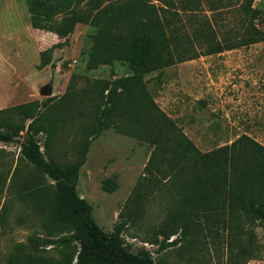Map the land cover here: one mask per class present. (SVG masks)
<instances>
[{"label": "rangeland", "instance_id": "374dc122", "mask_svg": "<svg viewBox=\"0 0 264 264\" xmlns=\"http://www.w3.org/2000/svg\"><path fill=\"white\" fill-rule=\"evenodd\" d=\"M61 1L0 0V121L19 123L21 115L13 109L32 103L56 127L51 135L35 136L43 153L56 162H73L88 146L77 193L92 206L98 226L111 233L145 177L154 146L133 135L144 131L129 118L116 115L107 120L103 115L110 92L103 95L106 85L111 87L131 70L121 62L88 69L97 29L76 23L71 32L56 33L63 16L51 12ZM101 1L104 7L114 0ZM147 1L172 19L176 39L191 43L192 54L197 55L162 73L145 75V87L158 107L202 152L242 135L264 145V41L205 54L210 41L241 44L251 22L264 34V0H254L252 9L258 12L254 20L246 13V0ZM44 90L48 96L42 95ZM27 139L25 130L11 143L0 142V264H22L19 257L30 254V247L21 245L50 231L54 183L47 176L39 177L22 157L21 145ZM35 173L36 188H32ZM107 179L116 186L111 193L102 188ZM146 194L151 203L145 213L131 219L123 232L132 254L144 249L154 264H235L232 235L208 228L179 231L168 241L178 238V243L160 250L156 243L164 239L163 221L172 198L163 191ZM253 232L264 254V227L258 225ZM242 239L246 241L247 235ZM46 249L45 254L55 258L64 255L58 247ZM240 264H264V259Z\"/></svg>", "mask_w": 264, "mask_h": 264}, {"label": "trees", "instance_id": "16d2710c", "mask_svg": "<svg viewBox=\"0 0 264 264\" xmlns=\"http://www.w3.org/2000/svg\"><path fill=\"white\" fill-rule=\"evenodd\" d=\"M253 2L246 0L245 10L254 20L258 12L252 9ZM102 3L62 0L51 12L63 16L54 31L63 35L71 32L76 23L92 26L97 31L87 68L95 70L114 62L129 66V75L111 87L107 84L103 90V95L110 90L103 115L107 120L116 115L129 118L144 131L133 135L150 142L154 150L145 167L144 179L127 203V212L120 214L121 222L114 226L113 232L106 233L94 220L92 206L77 193L88 146L75 161L56 162L49 153L47 157L41 151L35 139L39 133L53 134L55 125L38 114L35 104L13 109L21 115V121H0V142L11 143L26 130L28 139L21 145L22 157L39 177L47 176L54 183L49 202V234L31 237L27 246L21 245L30 247V254L19 257L22 264H154L144 249L132 254L123 237L127 223L144 214L151 203L146 191L167 192L172 198L163 221L164 239L156 243L160 250L176 245L178 238L168 241L179 231L200 227L232 235L230 245L237 248L235 264L264 259L253 232L258 225L264 227V145L242 135L230 144L202 152L158 107L144 84L145 75L162 73L165 68L196 58L191 43L179 42L172 19L163 17L147 0H114L104 7ZM246 35L239 45L210 41L205 54L264 41V34L252 22ZM31 181L32 188H36V173ZM149 183L154 186L150 188ZM102 188L111 193L116 186L107 179ZM65 232L68 236H63ZM244 235L246 241L242 239ZM70 246H74L71 255L67 253ZM47 247H58L64 255L55 258L45 254Z\"/></svg>", "mask_w": 264, "mask_h": 264}, {"label": "water", "instance_id": "95a60500", "mask_svg": "<svg viewBox=\"0 0 264 264\" xmlns=\"http://www.w3.org/2000/svg\"><path fill=\"white\" fill-rule=\"evenodd\" d=\"M42 95H43V96H48V95H49V91H48V90H44V91L42 92Z\"/></svg>", "mask_w": 264, "mask_h": 264}]
</instances>
